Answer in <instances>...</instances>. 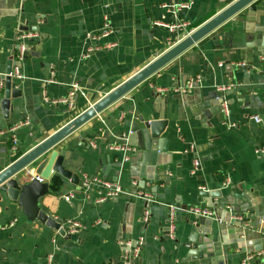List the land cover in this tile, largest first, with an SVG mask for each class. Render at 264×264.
I'll use <instances>...</instances> for the list:
<instances>
[{
	"label": "crops",
	"instance_id": "obj_1",
	"mask_svg": "<svg viewBox=\"0 0 264 264\" xmlns=\"http://www.w3.org/2000/svg\"><path fill=\"white\" fill-rule=\"evenodd\" d=\"M233 1L0 0V171ZM188 3L190 7L179 8ZM253 6L54 147L80 184L85 174L119 182L123 189L118 197L100 201V186L86 193L55 172L43 180L49 191L38 198L40 209L62 223L78 221L80 233L62 235L31 219L18 203L0 202V264H47L50 252L53 264H124L131 250L128 241L141 246L133 264H243L258 253L262 255L254 262H264V154L256 151L264 146V0ZM106 20L112 29L102 35ZM182 21L189 23L187 29L172 35L156 24ZM21 31L37 36L29 41L22 77L14 78L21 94L11 97L6 116L3 80L7 62L15 61ZM198 74L202 81L193 92L172 91ZM75 82L79 90L73 106L56 102L69 95ZM221 86L231 87L226 92L229 117L214 97L215 92L222 95L217 91ZM162 88L169 91L160 92ZM253 115L262 122L252 120ZM26 117L30 123L17 130L14 152L9 128ZM140 117L168 120L163 133L168 151L156 168L131 161L139 149L131 126L144 127ZM117 146L134 149L129 161ZM196 159L200 166L194 172ZM27 170L33 177L35 165L23 171L26 183L31 179ZM227 176L232 180L224 186ZM132 180L152 196L147 222L146 201L136 194ZM200 185L208 196L201 194ZM62 195L72 198L66 201ZM199 206H210L213 221L197 219L191 209ZM171 209L173 236L167 230Z\"/></svg>",
	"mask_w": 264,
	"mask_h": 264
},
{
	"label": "water",
	"instance_id": "obj_2",
	"mask_svg": "<svg viewBox=\"0 0 264 264\" xmlns=\"http://www.w3.org/2000/svg\"><path fill=\"white\" fill-rule=\"evenodd\" d=\"M255 1L256 0L233 1L218 14L172 45L151 63L129 77L124 83L94 102L88 109L76 116L53 135L43 140L37 146L0 171V202L4 200L5 206H8L9 203H11L10 201L18 203L24 208V211L31 219H38L47 226L58 230L60 234L65 235L66 230L61 227L62 223L57 218L49 216L45 211L40 209L38 205V198L49 191L48 182L39 181L38 177L48 180L52 176V173L55 172L58 175L70 179L73 184L77 185L78 189H81L79 175L64 166V156L60 155L54 147L83 124L100 114L182 53L192 48L197 42L209 35L228 19L235 16L243 9L248 7L254 8L253 4ZM13 65V60L7 62L3 80L4 97L1 101V105L6 116L10 113L11 97H16L21 94V90L16 89L17 82L11 75ZM214 97L218 98L217 92L214 93ZM140 120L144 123V127H140L136 122L131 126L132 137L136 138L134 145L139 148L138 151L132 155L131 161L134 162L133 164L142 162V164H146L148 167L152 166L156 168L161 165L160 156L168 151V140L163 137V133L168 126V120L153 119L144 121L143 117H140ZM139 139L140 144L138 143ZM32 164L35 165V174L32 177L31 172L27 170L26 174L28 173L27 175L31 176V179L26 183L24 181L26 175L23 171ZM208 220L213 221L212 218ZM219 224L225 226L223 223ZM208 233V231H205V234ZM202 238L203 242H210L205 240L204 237ZM210 240H214L215 242L217 239L210 238Z\"/></svg>",
	"mask_w": 264,
	"mask_h": 264
},
{
	"label": "built area",
	"instance_id": "obj_3",
	"mask_svg": "<svg viewBox=\"0 0 264 264\" xmlns=\"http://www.w3.org/2000/svg\"><path fill=\"white\" fill-rule=\"evenodd\" d=\"M166 6V5H165ZM190 7V3L188 4H181L180 5V9L181 8H188ZM157 25H161V26H165L169 29L170 34H174L177 31H179L180 29H187V27L189 26V23L182 21V22H175V23H171V24H165V23H161V22H157ZM112 26L110 24V22H108L107 20L105 21V24L103 26L102 35H108L111 32ZM189 34V33H187ZM37 36V34L35 33H26L24 31H21L18 36H17V47H16V51H15V58H14V66L11 72V75L13 76V78H21V64L23 63L27 51L29 49V41L33 38H35ZM88 37H94L91 33L88 34ZM91 50V49H90ZM92 51V50H91ZM89 51V52H91ZM239 66H245L246 63L245 62H239L238 63ZM202 81V76L201 75H196L190 79H188L185 83H183L182 85L176 86L174 87V89H172V91H174L175 93H179V94H185V93H191L195 90V88L198 86V84H200V82ZM79 90V85L78 83H73L71 85V89L69 92V95L67 97H65L64 99H59L56 102H66L68 103L70 106H73V96L76 95V93ZM231 90L230 86H221L217 88L218 92H221V94H219L218 99L220 100V104H221V110L222 113L226 116L229 117L231 111H230V106L226 97V92ZM169 91V89L167 88H162L160 89V92H167ZM252 120L256 121V122H262V119L258 116V115H253L250 117ZM30 123L29 117H26L23 121L16 123L14 125H12L9 128V133H10V138H11V148L12 150L15 152L18 149V137H17V130L21 127V126H25L28 125ZM116 150H123L126 154L124 161H129L130 157H129V152L133 153L134 149L133 148H129V147H115ZM258 153H262L264 154V146L258 147L256 150ZM200 166V160L196 159L194 162V169L193 171L195 172L198 167ZM39 181H43L44 179L41 177H38ZM81 184L80 187L81 189H83L86 193H90L93 188L100 186L99 187V196L98 199L100 201H105L106 199H110V198H114V197H118L122 192V186L119 182H112V181H108V180H100L98 178H91L88 175H83V179H81ZM231 177L227 176L225 181L223 182L224 186H228L231 183ZM131 185L132 187H134L136 194L144 199V201H146V209L144 211V221L147 222L150 219V201H151V195L148 192H145L144 189H140L138 186V181L137 180H132L131 181ZM199 191H201V194L208 196L209 195V191L208 189L205 188L204 185H200L199 186ZM62 198H64V200L66 201H70L71 200V196H67V195H62ZM191 212L199 218H212L214 216V212H212L210 206H205V207H193L191 209ZM58 219V218H57ZM59 220V219H58ZM62 223V221H60ZM221 223V222H220ZM261 223H264V219L261 220ZM14 224V223H12ZM61 227L65 228L67 232L71 233V234H78L82 231L83 226L76 220L74 219H67L64 220V222L61 224ZM167 230L170 236H173L175 230H176V221H175V211L173 209L170 210L169 213V217H168V223H167ZM54 241V240H53ZM126 245H128L130 247V251L128 252V255L126 256V261L124 262V264H133V261L135 259V257L140 255L141 252V246L140 244H134L131 241H128L126 243ZM134 245V246H132ZM262 255V253H258L257 256H253L250 255L249 257H247L246 259H244L242 262L243 264H264V262L262 263H255V257H260ZM53 258H54V254L53 253H49L46 256V260H47V264H53Z\"/></svg>",
	"mask_w": 264,
	"mask_h": 264
},
{
	"label": "rangeland",
	"instance_id": "obj_4",
	"mask_svg": "<svg viewBox=\"0 0 264 264\" xmlns=\"http://www.w3.org/2000/svg\"><path fill=\"white\" fill-rule=\"evenodd\" d=\"M195 30V29H194ZM186 32H188V31H186ZM192 32V31H191ZM174 39V38H173Z\"/></svg>",
	"mask_w": 264,
	"mask_h": 264
}]
</instances>
